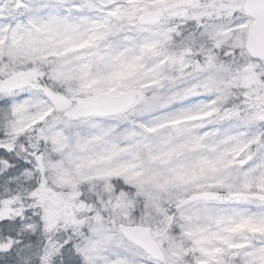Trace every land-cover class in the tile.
Instances as JSON below:
<instances>
[{"label":"snow or ice","instance_id":"snow-or-ice-1","mask_svg":"<svg viewBox=\"0 0 264 264\" xmlns=\"http://www.w3.org/2000/svg\"><path fill=\"white\" fill-rule=\"evenodd\" d=\"M0 264H264V0H0Z\"/></svg>","mask_w":264,"mask_h":264}]
</instances>
